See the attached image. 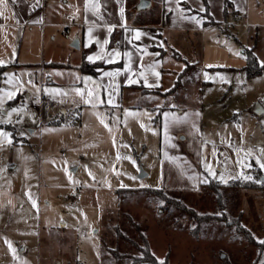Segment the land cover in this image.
Here are the masks:
<instances>
[{
    "label": "rangeland",
    "instance_id": "obj_1",
    "mask_svg": "<svg viewBox=\"0 0 264 264\" xmlns=\"http://www.w3.org/2000/svg\"><path fill=\"white\" fill-rule=\"evenodd\" d=\"M147 1L141 7V0H123L127 21L161 25L163 0ZM212 2L217 13L218 1ZM240 2L237 18L230 12L225 21L211 23L203 15L202 29L185 23L180 32H165L178 35L184 60L177 63L176 76L184 69L185 74L178 86L170 83L161 93H136L132 102L142 107L130 111L133 116H126L124 108L115 110L111 132L87 120L80 126L47 124L42 119L46 105L30 100L52 96L40 86L38 68H5L0 121L11 122H0V131L11 134L12 143L0 137V264L98 263L102 253L115 248L117 224L140 243L131 225L139 226L153 255L167 257L168 264H262L258 247L243 236L231 237L223 222H207L194 238L189 231L195 221L187 213L173 204L161 206L150 195L162 189L196 212L215 214L219 188L235 198L236 206L227 210L232 215L243 210L242 220L255 240H263V190L216 186L264 175L257 163L264 160V112H252L257 103L264 110V75L247 77L244 69V50L252 47L264 64V0H243L242 7ZM10 91L16 93L12 99L5 95ZM72 190L82 197L71 199ZM125 246L120 242L121 250Z\"/></svg>",
    "mask_w": 264,
    "mask_h": 264
},
{
    "label": "crops",
    "instance_id": "obj_2",
    "mask_svg": "<svg viewBox=\"0 0 264 264\" xmlns=\"http://www.w3.org/2000/svg\"><path fill=\"white\" fill-rule=\"evenodd\" d=\"M216 1L217 13L216 9H213L212 0H163L167 11L163 9L165 18L161 19V25H146L133 20L127 21L123 0H98L100 4L98 11L91 8L85 10L86 0H7V8L3 9V16H0V61H4L0 66H3L4 70L10 66L13 72L18 68L30 70L33 67L38 68L40 86L46 93L52 95L45 97L41 94L38 97L43 98L38 102L46 105L42 119L44 118L47 124L80 126L84 120L98 124L103 119L109 125L115 110L124 108L133 111L142 107L132 102V97L136 93L152 96L151 94H154L152 92L161 93L163 86H169L170 83L174 86L179 85V76L185 74L184 69L176 76L175 70L177 63L184 60L177 50L180 40L178 35L165 36V32L168 29L180 32L183 30L181 24H195L191 19L183 17L195 16L200 19V16H203L200 9H205L206 4L213 21L221 23L216 20L217 18L225 21L230 13L224 15L223 0ZM231 1L234 9L231 16L237 18L243 8L239 9L237 0ZM242 2L243 0L240 6ZM170 5H174L175 10H172ZM121 8L124 9L123 16L120 13ZM192 9L196 12H191ZM170 23L176 29L169 28ZM112 25L115 27L109 33L107 29ZM196 26L202 29L205 23ZM89 28L92 29L91 43ZM136 31L141 33L139 40L134 38ZM74 39L78 41V48L71 46ZM105 40L108 41L107 44H104ZM113 51H119L121 55L114 57L115 62L109 63L107 53ZM126 52L131 54L130 57L124 55ZM156 53L159 55H155ZM89 56L100 58L89 61ZM83 63L95 66L89 71H83L81 68ZM153 64H157L155 71L160 73L159 87L150 88L145 86L139 74L145 72L148 83H156V77L146 71L147 67ZM73 71L76 74H72ZM105 72L120 74L112 77L105 76ZM129 78L138 82L129 84ZM76 89L84 91L83 98L77 95ZM89 91L95 94L93 97L95 107L93 104L84 103ZM108 92L112 93L113 102L117 107L99 103V99H108ZM25 96L29 97L28 94ZM34 99L37 100L30 98ZM150 107L153 109V106ZM58 120L62 122L51 123ZM100 125L104 126L101 123ZM260 257L264 258V250ZM99 259L100 261L95 264H121L105 252ZM65 260H69L68 256H65ZM261 262L264 264V259H261ZM67 264L82 263L76 261ZM199 264L219 263L211 260Z\"/></svg>",
    "mask_w": 264,
    "mask_h": 264
},
{
    "label": "trees",
    "instance_id": "obj_3",
    "mask_svg": "<svg viewBox=\"0 0 264 264\" xmlns=\"http://www.w3.org/2000/svg\"><path fill=\"white\" fill-rule=\"evenodd\" d=\"M191 12L195 13V10H190ZM230 12H234L233 9V3L231 0H223V14L227 15ZM201 15L209 16V9L208 5H205V11L201 13ZM212 21L211 23H213ZM245 72L247 77H254L256 75H264V64H260L256 55L253 52V49H245ZM95 65L86 64L83 63L81 66L83 71H89L90 68ZM4 67L0 66V78L1 73L3 72ZM181 77L179 76L178 79ZM160 118V117H159ZM161 119V118H160ZM62 121H53L52 124H60ZM259 172V171H257ZM259 180V182H258ZM258 185V186H257ZM216 186L223 188H231L233 190H239L244 192H249L253 189L263 190L264 192V182L260 181L259 179H256V177L251 180H245V179H235L230 180L226 185L224 184H217ZM150 195L157 199L158 204L161 206L164 204L167 205H175L178 206V209L181 211H184L187 213L194 221L195 226L189 231V234L197 238L199 234L202 233L205 225L207 222L211 221H221L224 223L225 229L232 232L231 237L235 236H243L247 243L249 244H255L258 247L259 253H261L264 250V243L257 242L255 240L254 233L250 230V228L247 227L243 219V210L238 212L237 215H232L231 212L228 209V207H234L235 204V198H230L229 196H226L225 192L222 190H217L216 193V201H217V207H216V213L215 214H208V213H199L193 210L192 208L186 207L182 200L171 198L168 193L165 190L162 189H153L151 190ZM233 200V201H231ZM229 201L231 204L229 205ZM233 202V203H232ZM262 224L261 229L263 231V240L264 241V201L262 204ZM131 227L134 229L135 233L141 240V242H137L135 240H132L131 238H128L127 233L124 232V229L119 225L113 226V234L115 237L116 245L114 249H110L109 257L112 259H116V262L120 261L121 264H159L160 260L156 258L153 253L150 250L147 235L144 231H141L139 226L137 225H131ZM233 237V238H234ZM120 242H123L125 246V250L120 249ZM164 264H168V258H164Z\"/></svg>",
    "mask_w": 264,
    "mask_h": 264
},
{
    "label": "snow or ice",
    "instance_id": "obj_4",
    "mask_svg": "<svg viewBox=\"0 0 264 264\" xmlns=\"http://www.w3.org/2000/svg\"><path fill=\"white\" fill-rule=\"evenodd\" d=\"M0 6H2V7H0V16H3V9L7 8V0H0ZM89 8L98 11L99 8H100V4H99L98 0H86V2H85V10H87ZM200 10L201 11H205V9H203V8H201ZM123 12H124V9L121 8L120 9L121 16H123ZM183 18L184 19H191L192 21H194L197 24L201 23V20L197 19L195 16H193V17H183ZM114 27H115V25H112V26L108 27L107 31L109 33H111L113 31ZM88 34H89V38H90L89 39V43H91L92 42V39H91V37H92V29L91 28H89ZM140 36H141V33L139 31H136L134 38L139 40ZM107 43H108V41L105 40L104 44H107ZM160 46L162 47L163 44H161ZM145 54H147V53H145ZM120 55H121V53L119 51H113V52L107 53V58H108L107 62H109V63L115 62L114 57H119ZM124 55L130 57L131 54L126 52V53H124ZM155 55H159V53H156ZM237 55H239V53H237ZM96 58H100V57L89 56L88 60L89 61H94V59H96ZM3 63H4V61H0V65H2ZM157 64H158V62H157ZM157 64L149 65L147 67V69H146L147 72H150L152 75H154L156 77V83H151V84L148 83V78H147V75L145 74V72H140V74H139L140 77L144 80L145 86H147V87H150V88L151 87H159V76H160V73L155 71V67L157 66ZM208 67H212V65H208ZM119 74H120L119 72H113V73L105 72L104 73L105 76H112V77H115V76H117ZM128 82H129V84H132V83H137L138 81L129 78ZM75 91H76L77 95L81 96L82 98L84 97V95H85L84 91H82L81 89H76ZM5 95H6V97L8 99H12V98H14L16 93H15V91H10V92H7ZM94 95L95 94L92 91H89L87 93V97L88 98L84 100V103L93 104ZM107 95H108V99L107 100L99 99L97 97V99H99V103L100 104L107 103L109 105H112L113 107H117V105H115L114 102H113L112 93L108 92ZM0 103H2V101H0ZM93 106L95 107V104H93ZM13 111H18V110H13ZM9 115H10V113H9ZM125 115L126 116H133V115H136V114L126 110L125 111ZM145 115H149V118H151L150 114L145 113ZM0 122H8V123H10L11 121L9 120V121H0ZM100 123L103 124L104 127L109 128L108 124L105 123V121L103 119L100 120ZM141 127H144V125H141ZM111 131H112V129L109 128V132H111ZM0 137H3L7 141L8 144L12 143L11 134H9L7 132L0 131ZM113 143L115 144V139H113ZM242 150L243 149H237L238 152L242 151ZM260 153H261V157H264V148H262L260 150ZM251 154H252L251 150H248V152L246 153V155H251ZM213 155H215V152L213 153ZM125 158L127 159L128 157H125ZM119 159H120V155H119V153H117V160H119ZM257 163L260 165L261 168H264V160H261V159L258 158L257 159ZM248 167H251V165H248ZM205 168H206V170H208L210 172V174L215 175V173L211 171V166L210 165L206 164ZM88 174H89V176H92L93 180H95V176L91 172H89ZM116 174L119 175L118 172ZM241 175H243V173H241ZM132 178L135 179V177H132ZM243 178L245 180L253 179L251 176H243ZM220 179H221V181H223L225 183L227 182L226 180H224L223 176H221ZM69 180L70 181L72 180L71 175L69 176ZM204 182H207V181L205 180ZM105 183H107V181H105ZM121 187H126V186L121 184ZM29 198L31 199V195L30 194H29ZM33 206L34 207L36 206L35 200H33ZM261 243H264V241H261ZM8 246L13 251V254L15 255V249L12 248V245H11L10 242H9ZM159 264H164V261L160 260Z\"/></svg>",
    "mask_w": 264,
    "mask_h": 264
},
{
    "label": "water",
    "instance_id": "obj_5",
    "mask_svg": "<svg viewBox=\"0 0 264 264\" xmlns=\"http://www.w3.org/2000/svg\"><path fill=\"white\" fill-rule=\"evenodd\" d=\"M148 5H149V1H147V0H141V2H140V6H141V7H146V6H148ZM71 46H72L73 48H78V41H77V39H74V40H73V42L71 43ZM252 112L255 113V114H257V115H261V114L264 112V110H263V108L261 107V105H260L259 103H257V104H255V106L253 107ZM260 181H261V182H264V175H262V176L260 177ZM222 257H223V256H222Z\"/></svg>",
    "mask_w": 264,
    "mask_h": 264
},
{
    "label": "built area",
    "instance_id": "obj_6",
    "mask_svg": "<svg viewBox=\"0 0 264 264\" xmlns=\"http://www.w3.org/2000/svg\"><path fill=\"white\" fill-rule=\"evenodd\" d=\"M225 31L228 32L229 31V28L228 27H225ZM38 101H41L43 100V98H37ZM31 109H36L35 106H32ZM69 197L73 200H77V199H80L82 197V194L77 191V190H72L70 193H69Z\"/></svg>",
    "mask_w": 264,
    "mask_h": 264
}]
</instances>
